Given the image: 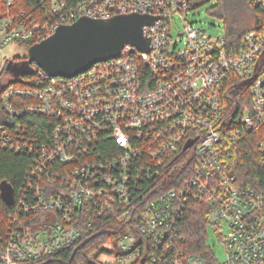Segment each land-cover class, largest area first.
<instances>
[{"label": "built area", "instance_id": "2783aa9c", "mask_svg": "<svg viewBox=\"0 0 264 264\" xmlns=\"http://www.w3.org/2000/svg\"><path fill=\"white\" fill-rule=\"evenodd\" d=\"M0 1V147L33 156L0 228V264H46L74 247V264H264V191L230 162L257 132L264 167V0H247L260 12L238 42L196 26L213 0H39L16 11ZM133 13L156 18L143 30L149 52L127 45L69 78L33 64L30 85L10 83V44ZM31 115L50 119L43 138L20 120ZM192 201L207 209L224 262L184 251ZM103 236L110 246L90 252Z\"/></svg>", "mask_w": 264, "mask_h": 264}, {"label": "trees", "instance_id": "16d2710c", "mask_svg": "<svg viewBox=\"0 0 264 264\" xmlns=\"http://www.w3.org/2000/svg\"><path fill=\"white\" fill-rule=\"evenodd\" d=\"M248 2V1H247ZM249 4V2H248ZM39 0H16L14 10L22 8L31 9L34 6H39ZM250 6V4H249ZM251 7V6H250ZM245 8L243 0H218L212 10L219 16L225 18V32L231 40L239 41L241 36L253 28V24H241L240 14ZM252 8V7H251ZM253 9V8H252ZM6 7L0 1V16L4 13ZM255 14L260 10L253 9ZM24 43L30 47L35 42H19ZM26 57H18L10 60H25ZM33 75L23 76L19 78L14 84L30 85ZM2 93H0L1 99ZM20 120L26 124L28 133L43 138L48 130L50 131L51 122L46 117L37 115L22 116ZM48 129V130H47ZM258 137L259 133H248L246 137L234 148L230 157L231 167L233 171L238 174L243 181L255 185L259 191H264V167L261 164V155L258 151ZM33 162L32 154L29 152H17L13 149L0 147V228L3 229L8 223L10 215L15 209V203L9 205L1 197V183L7 181L15 189V198L19 194V188L22 187L26 181V175L29 167ZM206 208L198 202L192 201L188 210L181 219L179 230L184 238L182 247L186 253L200 254L208 260H218L214 249L208 243L209 231L208 224L205 219ZM1 251V248H0ZM73 256H75L73 258ZM77 256L82 254L79 248L74 247L60 252L54 258L46 262V264H74L77 261ZM141 264V263H139Z\"/></svg>", "mask_w": 264, "mask_h": 264}, {"label": "water", "instance_id": "95a60500", "mask_svg": "<svg viewBox=\"0 0 264 264\" xmlns=\"http://www.w3.org/2000/svg\"><path fill=\"white\" fill-rule=\"evenodd\" d=\"M155 20L153 16L133 13L106 19L83 17L71 25H62L52 36L31 45L25 60H9L6 69L13 78L10 83L32 74L33 64L51 77L69 78L98 62L119 57L127 45L149 52L150 39L143 30ZM1 191L6 203L13 205L15 189L3 181Z\"/></svg>", "mask_w": 264, "mask_h": 264}, {"label": "rangeland", "instance_id": "374dc122", "mask_svg": "<svg viewBox=\"0 0 264 264\" xmlns=\"http://www.w3.org/2000/svg\"><path fill=\"white\" fill-rule=\"evenodd\" d=\"M245 2V8L241 12L239 18L240 23L244 25L253 24L255 21V13L253 9L249 6L247 0H243ZM218 3V0H213L210 2H207L206 4L202 5L197 9V12L195 16H193V19L197 22L195 23L197 27H203L206 28L212 35H217L225 30V18L219 17L211 8L212 6H215ZM175 37H178V31L183 30V24L178 21L175 24ZM184 43V40L179 43V47H182ZM28 48L24 43L14 42L12 45L10 44L7 46V49L9 51V58L14 59L18 57H25L26 54H28ZM10 75V74H9ZM50 217L52 219L55 218V213L50 212ZM209 231V238L208 243L212 246L214 249V252L216 254L217 259L220 262H224L226 259V251L225 247L221 244L220 239L218 235L214 232V229L212 226H208ZM105 242H107L108 246L112 243V241L108 240L106 237H101L96 240H94L88 248L90 252H95L96 249H98L100 246H102ZM116 244V242H113Z\"/></svg>", "mask_w": 264, "mask_h": 264}, {"label": "flooded vegetation", "instance_id": "af4514ba", "mask_svg": "<svg viewBox=\"0 0 264 264\" xmlns=\"http://www.w3.org/2000/svg\"><path fill=\"white\" fill-rule=\"evenodd\" d=\"M21 60H23V59H21ZM21 60H15V61H21ZM11 75V74H10Z\"/></svg>", "mask_w": 264, "mask_h": 264}]
</instances>
